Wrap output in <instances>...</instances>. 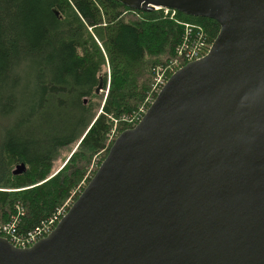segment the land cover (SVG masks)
<instances>
[{"label":"water","instance_id":"water-1","mask_svg":"<svg viewBox=\"0 0 264 264\" xmlns=\"http://www.w3.org/2000/svg\"><path fill=\"white\" fill-rule=\"evenodd\" d=\"M117 1L219 29L117 135L48 235L26 248L0 237V264H264V0Z\"/></svg>","mask_w":264,"mask_h":264},{"label":"trees","instance_id":"trees-1","mask_svg":"<svg viewBox=\"0 0 264 264\" xmlns=\"http://www.w3.org/2000/svg\"><path fill=\"white\" fill-rule=\"evenodd\" d=\"M169 13L117 0H0V223L20 237L40 231L77 198L93 159L107 154L109 132L132 127L122 119L136 114L153 66L167 65L187 38L218 32L213 19Z\"/></svg>","mask_w":264,"mask_h":264},{"label":"built area","instance_id":"built-area-1","mask_svg":"<svg viewBox=\"0 0 264 264\" xmlns=\"http://www.w3.org/2000/svg\"><path fill=\"white\" fill-rule=\"evenodd\" d=\"M168 13L169 10L164 9V14L168 15ZM169 15L170 17L175 16V11L171 10ZM184 42L186 44L184 45V48L182 49L180 47H177L175 56H172V58L168 60L167 65L162 63L161 65H158L153 69L154 79L151 84L150 91H147L146 96L138 106L134 117H132L131 119H126V121H128V123H130L132 126L137 124L143 117L144 113L153 102L163 85L166 83L169 76L183 67L186 63L200 59L201 57L206 55L211 45V41H209L208 39H203L201 37L187 38V40H185ZM115 136L116 134L112 138L110 135V139L113 140ZM75 192L76 190L72 192V195H74ZM70 199L71 197L63 204L62 208L59 209L58 214L52 216L48 223L43 224V227L40 231H32L25 237H20L21 235L19 233L14 231L6 223H2L0 224V236L5 237L10 244L18 248H25L32 245L40 238L45 237L54 228L56 223L65 214L68 207L70 206Z\"/></svg>","mask_w":264,"mask_h":264},{"label":"rangeland","instance_id":"rangeland-1","mask_svg":"<svg viewBox=\"0 0 264 264\" xmlns=\"http://www.w3.org/2000/svg\"><path fill=\"white\" fill-rule=\"evenodd\" d=\"M163 62H161V63H158V64H156L155 66H153V69L156 67V66H158V65H161ZM104 69H105V71L107 72V79H108V77H109V69H108V66L106 65L105 67H104ZM153 69H151V81H150V83H149V91H150V88H151V84H152V82H153V79H154V72H153ZM107 85V84H106ZM105 90V89H104ZM104 90H102L101 92H99L98 94L99 95H101L103 98H104V96H105V91ZM97 101H96V99H95V101L93 100V103H96ZM126 119H128L127 117H123V119L122 120H125L126 121ZM117 135L118 133L114 130V128L109 132V134L107 135V142H106V144H108V143H111V139H110V135H111V137L113 138L114 137V135ZM73 148H74V145L72 146V147H70V148H65V149H63V150H61V152H60V154H59V156L54 160V162H53V166H52V170L51 171H55V170H57V169H59L60 168V166L63 164V162L66 160V158L68 157V155L70 154V152L73 150ZM103 153H104V151H103ZM103 155V154H102ZM101 155V156H102ZM101 156H97V157H95L94 159H93V161H92V163L89 165V167H88V169H87V171H86V174H85V178H90L92 175H93V171H95L96 169H97V167H98V165L100 164V159H101ZM16 166V165H15ZM15 168V167H14ZM13 168V169H14ZM87 180H82L80 183H79V185H78V187H76V189H74V190H76V193H79L81 190H82V188L87 184ZM73 190V191H74ZM74 199H73V197L70 199V203L73 201ZM69 203V204H70ZM0 224H2V223H0Z\"/></svg>","mask_w":264,"mask_h":264}]
</instances>
